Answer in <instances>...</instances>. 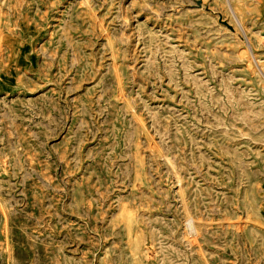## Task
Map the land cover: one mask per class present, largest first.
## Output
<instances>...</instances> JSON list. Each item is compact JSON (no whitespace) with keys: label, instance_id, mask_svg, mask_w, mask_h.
I'll return each instance as SVG.
<instances>
[{"label":"rangeland","instance_id":"obj_1","mask_svg":"<svg viewBox=\"0 0 264 264\" xmlns=\"http://www.w3.org/2000/svg\"><path fill=\"white\" fill-rule=\"evenodd\" d=\"M0 264H264V0H0Z\"/></svg>","mask_w":264,"mask_h":264}]
</instances>
